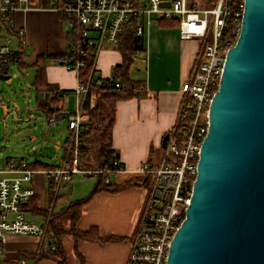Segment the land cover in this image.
<instances>
[{"label": "built area", "instance_id": "2783aa9c", "mask_svg": "<svg viewBox=\"0 0 264 264\" xmlns=\"http://www.w3.org/2000/svg\"><path fill=\"white\" fill-rule=\"evenodd\" d=\"M46 1L42 0V5ZM49 1L50 7L43 8H51L67 22V37L77 38L62 61L66 71L78 76L74 90L76 108L66 114L58 111L48 119V125L55 126L58 120L67 118L75 144L70 162L45 172L48 182L58 187L70 185L74 176L79 174L103 173L109 176L124 171L119 160H115L113 169L106 173L81 170L78 165V146L84 131L81 100L87 93L80 71L85 66L88 50L101 46L103 42L118 46L130 30L145 40L150 28L161 22L176 23L181 40L199 42V53L182 88V106L185 102L188 104L192 111L190 119L181 127L177 124L169 134L160 161L146 162L137 170L148 191L125 264H167L171 242L185 218L192 196L200 152L208 132L209 107L219 88L228 50L239 36L245 1L216 0L210 8L202 10L197 8L198 3H193L194 0ZM29 3L30 0H0V83L4 77L10 76L12 65L22 64L21 40L25 33L15 27L14 17L19 11L27 10ZM231 33L235 41L230 38ZM15 39L18 41L13 46ZM107 85L110 89L124 90L120 82H107ZM143 93L142 88L136 91L137 95ZM56 97L64 100L67 96L58 92ZM50 102L51 94L47 93L42 105L48 107ZM36 173L37 170L31 168L25 159L9 161L0 168V251L10 235L40 238V252L57 249L46 235V226L28 218L25 212V206L35 196L31 184ZM109 183L107 177L105 184Z\"/></svg>", "mask_w": 264, "mask_h": 264}, {"label": "crops", "instance_id": "0c3cea01", "mask_svg": "<svg viewBox=\"0 0 264 264\" xmlns=\"http://www.w3.org/2000/svg\"><path fill=\"white\" fill-rule=\"evenodd\" d=\"M39 2L41 0H35L29 5ZM63 21L54 11L36 8H27L15 15V27L24 30L25 33L24 39L21 40V48L25 52L24 60H27L28 63H25L24 67L26 65L34 67L39 58H45L48 54L62 56L68 51L70 46ZM173 24L175 25L169 27L159 25L150 28L144 40L146 54L134 60H141L142 69L135 72L131 69L129 72V78L141 83L145 93L123 98L116 104L111 143L124 171L112 174L114 178H109V185L122 186L129 182H133L134 185L119 192H99L84 203L81 209V217L77 224L80 231L95 228L101 237L112 236L114 239L101 245L87 241L76 242L67 233L61 234L59 240L48 237L51 243H59L67 264H71L70 259L74 264H125L128 259L133 234L144 208L148 191L138 176L137 170L146 162L161 160L164 150L163 139L174 130L179 122L183 97L182 88L188 80L195 58L199 53V42L197 40H181L177 24ZM130 34L134 33L130 30L124 39ZM15 41L17 43L18 39ZM100 47L98 45L95 52L97 76L106 80L113 79L114 69L123 63V56L116 49L118 53L105 51L101 52V57L99 55L97 58V51ZM57 63L58 66L45 68L46 81L56 87L57 93L61 92L67 97L64 100L56 101L61 105L58 109H54L53 104L48 107L42 105L43 98L47 93L37 92L38 95H41L38 105L45 116V112L50 108H53L54 113L62 111L65 114L73 112L76 108L77 101L74 90L78 84V76L73 72L66 71L62 61ZM6 78H10V76L4 77L3 80ZM49 118L46 116L47 125ZM60 120H66L68 128L67 118ZM60 120L55 126L59 124ZM64 157L65 148L63 146L61 164L47 165V169L37 170L31 184L35 190L36 206L54 215H58L74 202L87 199L94 190L93 188L85 197L56 210L57 205L66 198V194L60 193V189L66 186H70L71 189L73 182L70 185L59 187L51 197L48 192L50 183L45 172L66 164H63ZM9 161L18 162L19 160L7 158L0 168H4ZM28 211L29 207L26 205L27 215L43 218L45 221L43 224L47 228L48 219L43 216H33ZM57 219L61 230L68 231L70 229L68 220ZM63 221L68 222L69 225L62 227ZM41 247L42 241L38 237L10 235L1 248L0 264H56L49 257L41 256ZM72 251L77 252L79 258H73Z\"/></svg>", "mask_w": 264, "mask_h": 264}, {"label": "water", "instance_id": "95a60500", "mask_svg": "<svg viewBox=\"0 0 264 264\" xmlns=\"http://www.w3.org/2000/svg\"><path fill=\"white\" fill-rule=\"evenodd\" d=\"M244 1L167 264H264V0Z\"/></svg>", "mask_w": 264, "mask_h": 264}, {"label": "trees", "instance_id": "16d2710c", "mask_svg": "<svg viewBox=\"0 0 264 264\" xmlns=\"http://www.w3.org/2000/svg\"><path fill=\"white\" fill-rule=\"evenodd\" d=\"M35 0H30L33 2ZM160 25L169 27L175 25L169 22H161ZM13 34V32H12ZM230 38L235 41V37L231 33ZM69 49L73 44L77 42L76 37H68ZM237 41V40H236ZM123 56V63L118 65L114 69L113 79H102L97 76V71L95 69V57L96 48L91 47L88 50V56L85 59V66L80 71V79L87 86V93L81 100V118L82 127L84 131L81 134L79 146H78V165L81 170L85 171H103L106 173L113 169V164L115 160H118V156L113 150L111 143V133L112 128L115 123L116 114V104L119 100L135 96L136 91L143 88L141 83L135 82L129 78V72L134 64V58L139 56H144L146 50L144 47V40L141 37H137L134 34L127 36L121 44L116 48ZM25 52L23 50L22 56L23 61L20 67L25 66L24 56ZM42 59H48L55 62L63 61L64 55H51L48 54L45 58H39L38 62L34 65L37 70L36 79L34 86L38 93H50L51 94V104L54 105V109H58L61 105L57 100V90L55 86L47 83L45 77V66ZM102 83L100 85L98 83ZM107 82H120L124 90L110 89ZM106 83V86L104 84ZM54 110L50 108L45 112L46 116L49 118L53 115ZM192 111L188 108V104L185 102L181 108L179 127L182 126L184 122H188ZM74 141L69 135L65 142V157L63 159V164L68 163L72 159V152L74 150ZM30 167L36 170L47 169V165L35 162L30 164ZM95 175V174H91ZM98 181L94 187L92 194L85 200H80L72 203L68 208L62 210L58 215L50 214L49 211L41 210L36 206V198L33 197L27 204L29 211L33 216H43L48 219L47 225V237H51L53 240H59L61 234L67 233L76 242L87 241L97 244H105L114 239V237H101L98 230L91 228L87 231H80L77 228V224L81 217V209L84 203L88 202L94 195L99 192L109 191V192H119L123 189L131 187L134 185L133 182L125 183L122 186H112L105 184L104 174H98ZM59 187L53 183L49 184V195L53 197L55 191ZM57 218H63L70 222V229L68 231L61 230V227L57 223ZM57 249L52 252H40L41 256H47L56 264H67L64 259L63 251L60 250V245L58 242H54Z\"/></svg>", "mask_w": 264, "mask_h": 264}, {"label": "rangeland", "instance_id": "374dc122", "mask_svg": "<svg viewBox=\"0 0 264 264\" xmlns=\"http://www.w3.org/2000/svg\"><path fill=\"white\" fill-rule=\"evenodd\" d=\"M50 1L47 0L42 5L41 2L28 5L27 8H36L41 10L43 7H50ZM193 3H198L197 8H210L214 0H194ZM192 7L191 4H189ZM60 20V19H59ZM63 26L67 28V22L63 21ZM66 40V39H65ZM198 41V40H197ZM67 43V41H66ZM13 46H16V41L13 40ZM111 51L117 52L116 47L108 42H103L98 49L97 58L101 57V52ZM118 53V52H117ZM27 64V60H24ZM141 61V60H140ZM140 61H134L132 71L142 69ZM45 68L58 66V63L52 60H43ZM36 68L32 66L20 67L12 65L10 67V78L1 80L0 83V166L5 159L11 158L14 160L25 159L29 164L38 161L45 165L53 166L60 165L63 156V146L69 137L66 120H60L57 126L49 127L46 122V116L38 105V100L41 95H38L34 86L36 79ZM30 113H33L30 118ZM108 176H104V179ZM108 178L113 179L114 175ZM97 176L75 175L73 183L70 186L62 187L61 194H66L64 201L60 202L56 210L70 204V202L78 200L81 197L88 195L95 184ZM39 224L45 223L41 217L28 216ZM69 224L66 221L62 222V227H67ZM73 258H79L77 252L72 251ZM70 263L73 260L70 259Z\"/></svg>", "mask_w": 264, "mask_h": 264}]
</instances>
